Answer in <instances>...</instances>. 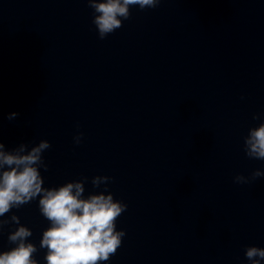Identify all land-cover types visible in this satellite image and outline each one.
Segmentation results:
<instances>
[{
  "label": "clouds",
  "instance_id": "clouds-1",
  "mask_svg": "<svg viewBox=\"0 0 264 264\" xmlns=\"http://www.w3.org/2000/svg\"><path fill=\"white\" fill-rule=\"evenodd\" d=\"M160 3L161 0H87L93 10L92 23L101 40L121 28L122 20L130 18V5H139L140 10H145L156 8ZM18 115L10 113L8 119ZM262 116L264 113L254 114L253 120ZM82 137L83 133L75 135L74 143L80 144ZM50 147L48 140H41L30 150L25 143L11 150L0 143V217L39 197L40 213L50 222L40 241V248L47 249L46 264H99L109 260L126 235L124 230H116V220L127 210V204L114 200L110 192L105 194L107 182L112 179L108 176L92 178V185L104 184L105 192L90 194L87 198L83 196L87 177L59 187H43L39 169L48 170L42 153ZM244 152L249 159L264 161V122L249 129L244 137ZM260 177H264V171L256 169L249 176L235 175L233 182L249 184ZM10 222L18 226L8 234L9 243L15 247L0 253V264H39L33 258L38 248L28 241L32 231L20 223L17 215L0 220V232ZM245 257L249 264H261L264 248L249 246Z\"/></svg>",
  "mask_w": 264,
  "mask_h": 264
}]
</instances>
